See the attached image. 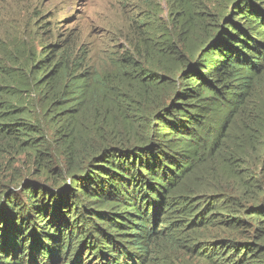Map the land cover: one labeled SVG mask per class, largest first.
<instances>
[{"label": "trees", "instance_id": "1", "mask_svg": "<svg viewBox=\"0 0 264 264\" xmlns=\"http://www.w3.org/2000/svg\"><path fill=\"white\" fill-rule=\"evenodd\" d=\"M233 4L196 55L185 59L170 33L146 45L145 64L127 58L116 80L82 70L69 47L32 46L17 81L8 58L0 159L26 154L32 175L61 181H0V264H78L84 252L103 264H158L155 253L178 247L214 264H264V0ZM175 13L180 33L206 23L190 6ZM167 61L177 75L160 74ZM120 78H133V90ZM97 80L110 84L111 107L93 115ZM164 89L172 99L159 105ZM31 91L36 109L22 102ZM208 229L228 235L197 236Z\"/></svg>", "mask_w": 264, "mask_h": 264}, {"label": "rangeland", "instance_id": "2", "mask_svg": "<svg viewBox=\"0 0 264 264\" xmlns=\"http://www.w3.org/2000/svg\"><path fill=\"white\" fill-rule=\"evenodd\" d=\"M233 1L0 0V73H4L7 69L8 58L15 57V68L8 69L17 81L26 73L21 67L29 48L34 47L38 52H43L49 49V45H56L55 48L59 45L64 46V49L70 48L68 53L72 54L76 62L81 63L82 70L95 71L99 77L103 78L107 75L105 79L116 80L122 76L127 58L134 57L141 63L143 60L145 64L146 58L143 54L146 52V45L155 40L162 42L165 36H170V33L175 35L176 49L188 59L198 53L202 40H206L208 33L213 31L217 24H226V18L231 16L234 10ZM182 6L204 11L202 14L206 18L204 21L206 23L196 27L194 32L180 33L185 29L179 24L182 13L175 12L180 11ZM185 36L189 38L184 42ZM43 46L46 47L43 49ZM166 65L158 70L161 75L169 77L167 71L170 69L176 71L175 75H177L178 66L171 65V61H167ZM177 79L175 81H179L180 77ZM119 82L131 90L136 84L133 78L131 80L120 78ZM92 85L94 92L88 101L96 108L93 110L94 115L98 111L105 110L106 107H111L110 104L105 103L106 97L102 91L108 89L110 84L106 85L97 80L93 81ZM154 96L155 102L159 105L172 99L171 92L166 89L160 90ZM39 99V96L31 91L30 95L24 94L22 102L28 101V106L36 109L40 105ZM154 110L156 109L149 108L148 111ZM134 118L137 120L130 114L126 120ZM124 121L125 118L122 119V122ZM0 164V181L12 187L27 176L49 185H57L61 181V177L55 179L56 172L51 174L50 178L42 176L41 171L40 177L32 175L34 166L26 154H10L8 158L0 159ZM56 169L60 170L58 165ZM66 177L67 180L64 181L68 183L69 176ZM198 235L214 238L220 235L225 237L228 234L208 229L199 231ZM85 253L82 254L78 264H103L98 257L91 258L90 254L86 256ZM155 255L159 257L158 264H214L211 259L192 253L186 247L172 248L165 255L163 252H157ZM36 264L42 262L38 260ZM45 264H48L47 261Z\"/></svg>", "mask_w": 264, "mask_h": 264}]
</instances>
